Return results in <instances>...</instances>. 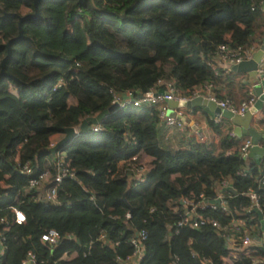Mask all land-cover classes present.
I'll return each mask as SVG.
<instances>
[{"label":"trees","instance_id":"1","mask_svg":"<svg viewBox=\"0 0 264 264\" xmlns=\"http://www.w3.org/2000/svg\"><path fill=\"white\" fill-rule=\"evenodd\" d=\"M263 3L39 0L40 17L20 23L35 13L34 0H0V72L8 42L20 29L23 35L10 44L0 78V218L13 220L12 208L25 216L20 225L0 224L6 247L0 264H22L28 253L37 264H120L117 258L132 254L129 241L140 231L147 238L139 264H257L255 258H264L260 248L234 258L213 228L178 227L184 217L180 200L203 194L212 201L224 180L233 191L221 189L230 214H204L224 227L245 219L252 190L264 215V160L249 162L238 152L247 137L222 136L211 150L169 152L158 139L156 108L146 105L110 113L89 131L79 129L109 109L116 95H146L159 82V91L173 83L184 96L208 84L213 97L239 107L248 96L241 74L209 63L221 45H262ZM94 126L101 129L93 132ZM75 127L79 135L59 149L74 177L62 180L56 203L44 202L28 181L43 171L55 173L50 139ZM142 160L143 175L134 178L132 167ZM25 163L30 175L18 167ZM249 217L260 225L257 212ZM49 230L62 238L54 249L42 241Z\"/></svg>","mask_w":264,"mask_h":264},{"label":"built area","instance_id":"2","mask_svg":"<svg viewBox=\"0 0 264 264\" xmlns=\"http://www.w3.org/2000/svg\"><path fill=\"white\" fill-rule=\"evenodd\" d=\"M262 10H264V3L262 5ZM258 50L259 47H253L249 50H244L241 47L233 49L231 47L221 45L217 48V51L212 57L209 65L214 68L215 65L213 63H215L217 66L219 65L222 68L224 73H228V71L231 70L233 66L252 59V57ZM255 82L261 86L262 92L264 94V56L258 64ZM163 84L164 83L159 82L158 85H156V87L150 92L152 95L157 94L156 96L148 97L147 94L135 96L136 94L132 91L125 92L123 96L116 95L113 100V105L116 104L117 108L112 113H116L118 110H122L128 106L141 107L142 105H146L148 107L156 108L158 123L166 127H175L181 130L184 129L183 112L181 110H171L169 107V103L171 102L178 105L181 102L191 101L196 98H204L213 101L221 110L229 111L232 114L241 116H243L246 112H251L253 116L257 114V111H255V104L257 103L258 97L255 95L254 85L252 83L251 85H246L248 96L245 100H242L240 102L239 107L234 105V103H232L231 101H222L213 97L210 94L212 86L208 84L195 88L189 96H184L178 89L175 88L173 83H166L164 94H158L159 86ZM56 87H54L52 90L55 91ZM170 111H173L174 114L170 115ZM221 122L222 117L216 116L213 120L215 126H220ZM75 129L76 134L74 137H77L79 135V129L78 127H75ZM100 129L101 128L99 126L92 127L93 132H98ZM126 136L129 138L131 135L128 134ZM228 136L230 138L237 137L235 132L233 131H230ZM201 139H203V137H201ZM259 145L260 141L258 142V146ZM50 147L53 148L55 146L51 144ZM253 147V140L248 137L243 141L238 152L243 157H246L249 153V150ZM63 157V151L59 150L58 152H56L54 174H51L48 170L43 171L37 176L30 178L28 181V188L30 190L36 191H41L42 187L47 184V191L42 193V200L44 202L56 203L57 189L62 180L66 177H74V174L70 172L69 169L64 165L62 160ZM130 160L132 162H136L137 157L134 156ZM263 160L264 154L259 159V161L261 162ZM18 167L27 175H30L32 173L30 163H25L22 166L18 165ZM134 167L135 166L132 167L133 170L130 173L134 178L139 179L143 175L145 166L141 161L140 167L136 169H134ZM120 170L122 172L128 171L125 168L124 163L121 165ZM243 175L245 174H242V176ZM261 182H264V175ZM221 189L229 190L232 189V186L228 185V183L224 180L217 190L216 198H214L212 201L207 200L203 194L199 196L198 200L181 199L180 205L181 209H183L184 211V217L178 222V227L187 225L195 230H201L204 227L213 228L216 233H218L225 240L226 245L231 250V255L234 258H236L240 253H249V248H260L264 251V215L259 203L260 196L254 191L249 190L246 193V196L249 198L251 205L249 208L250 210H248L245 214V219H234L228 226L224 227L221 226L219 222L213 217L204 214V212L208 210L212 212H218L226 216L230 214L227 204L224 201V196L221 193ZM251 210L257 211L261 214L262 217L261 219H259L260 225L252 222L251 217H249V213ZM12 212L14 214L13 220L2 217L0 218V224L6 227L10 224L11 221L18 225L25 222V216L21 211L12 208ZM127 217H129V214H127ZM176 233H178V230H176ZM101 238L104 239V236H101ZM146 238L147 233L145 231L136 233L129 241L133 250L132 254L127 256L125 259L117 258V261L120 264H139L143 257L144 242ZM61 239L62 238L60 237V235L54 230H49L42 236V241L46 243L50 249H54L55 247H57ZM5 249L6 247L4 245V236L3 233L0 232V258L4 255ZM254 263L264 264V258H255ZM22 264H37V261L32 253H28L27 259ZM55 264H57V262Z\"/></svg>","mask_w":264,"mask_h":264},{"label":"water","instance_id":"3","mask_svg":"<svg viewBox=\"0 0 264 264\" xmlns=\"http://www.w3.org/2000/svg\"><path fill=\"white\" fill-rule=\"evenodd\" d=\"M39 0H34V6H35V13L28 15L20 20V23L25 20V19H38L40 17L39 10L37 8V3ZM20 38H23L22 31L20 29V34L17 38L12 39L8 42L7 48H8V54L6 58L2 62V70L0 72V78L5 74L4 72V63L8 60L10 57V44L13 41H16ZM264 56V41L262 45L260 46V50L258 53H255L252 59L248 61H244L236 66H233L231 70L235 73L239 74H245L249 79L250 82L254 85V92L255 95L258 97L257 103L255 104V111L260 112L264 108V94L262 92V88L260 85H258L255 82L256 79V70L258 67L259 62L261 61L262 57ZM158 94H164V90H160ZM157 94L152 95L151 93L147 94L148 97L150 96H156ZM169 105H174L176 106V103H169ZM179 107H187V108H193L196 106L199 107H204L206 108L210 113H212L215 117H222L225 119L231 120L236 126L237 129L235 131V134L237 137L242 138L243 136L249 137L253 140L254 147L249 150V153L247 154L244 159L249 160V158H256L259 157V159L263 156L264 151L262 148L258 146V142L262 140L264 137L258 133L254 128L251 127L252 119H253V114L251 112H246L243 116L237 115V114H232L229 111L221 110L213 101H210L208 99L204 98H196L191 101H186V102H181L178 104ZM117 108V105H112L109 109L105 110L104 112L100 113L96 117L93 118H87L86 120L83 121L79 129L81 131H89L92 125H98L102 119L107 117L110 113H112L115 109ZM65 137L64 139L58 144L55 145V147L51 148L49 151L52 153V155H55V153L61 149L63 146L69 144L72 140L73 137L76 134V129L75 128H68L64 131ZM259 159H255V161L258 163ZM229 191H232V189H229ZM257 212V211H254ZM259 219H261V214L257 212ZM263 225V223H262Z\"/></svg>","mask_w":264,"mask_h":264},{"label":"crops","instance_id":"4","mask_svg":"<svg viewBox=\"0 0 264 264\" xmlns=\"http://www.w3.org/2000/svg\"><path fill=\"white\" fill-rule=\"evenodd\" d=\"M260 50V46H259ZM258 50V51H259ZM258 51L256 53H258ZM242 82L246 85H251L250 79L245 75L241 74ZM240 100V97H237ZM171 110H181L183 112L184 129H177L173 127H166L162 124H158L157 132L160 145L169 152L187 151L192 147L199 146L204 150L216 149L219 139L222 136H228L230 131L235 132L237 126L229 119L222 118L221 125L215 127L213 120L215 116L210 113L204 107H179L178 105H169ZM170 115L174 112L170 111ZM264 117L260 112L254 115L251 123V127L254 128L258 133L264 137V123H262ZM65 137V134H57L51 137V143L53 146L58 145ZM203 137V139H201ZM246 136H243L244 138ZM248 138V137H247ZM53 139L55 143H53ZM246 139V138H244ZM260 148L264 150V138L260 140ZM256 158H249V162H255ZM47 191V184L42 187L41 193Z\"/></svg>","mask_w":264,"mask_h":264},{"label":"rangeland","instance_id":"5","mask_svg":"<svg viewBox=\"0 0 264 264\" xmlns=\"http://www.w3.org/2000/svg\"><path fill=\"white\" fill-rule=\"evenodd\" d=\"M29 12L28 10H24V13H27ZM56 49H61L62 48V45L61 44H58L56 47ZM14 88V87H13ZM16 88V87H15ZM13 91V90H12ZM53 143H55L54 139H53ZM146 161L145 160H142V163L144 164Z\"/></svg>","mask_w":264,"mask_h":264}]
</instances>
